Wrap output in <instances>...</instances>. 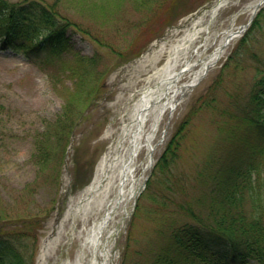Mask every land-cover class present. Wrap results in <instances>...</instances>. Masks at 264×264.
<instances>
[{
	"label": "rangeland",
	"instance_id": "obj_1",
	"mask_svg": "<svg viewBox=\"0 0 264 264\" xmlns=\"http://www.w3.org/2000/svg\"><path fill=\"white\" fill-rule=\"evenodd\" d=\"M40 1L55 5L61 20L72 24L71 49L53 59L0 48V209L4 208L0 215L10 216L5 223L8 230L20 220L41 218L35 264H41L46 242L49 250L42 264H93L85 230L104 211L88 219L79 215L65 219V213L93 180L104 153L117 142L128 116V98L154 84V72L170 52L151 65L141 66L138 60L146 50L170 49L185 35L194 34L190 52L205 40L214 45L229 25L237 29L249 20V5L255 0H226L214 15L203 10L189 22L203 5L212 6L217 0ZM261 9V27L249 46L239 47L246 29L176 109L164 113L153 140L152 165L144 170L148 150L145 146L139 151L133 173L135 180L139 178L133 182L139 196L127 203L131 213L116 236L113 264H132L157 247L168 224L177 219L175 201L195 193L196 171L213 146L222 143L220 113L244 103L258 77L256 66L264 53V2L256 14ZM185 22L182 28L175 27ZM187 116L190 121L170 180L159 174L148 191L146 178ZM122 210L123 204L111 228L124 215Z\"/></svg>",
	"mask_w": 264,
	"mask_h": 264
},
{
	"label": "trees",
	"instance_id": "obj_2",
	"mask_svg": "<svg viewBox=\"0 0 264 264\" xmlns=\"http://www.w3.org/2000/svg\"><path fill=\"white\" fill-rule=\"evenodd\" d=\"M262 10L239 47L249 46L261 27ZM70 25L61 20L55 5L0 0L3 50L61 59L71 49ZM258 62V77L246 101L220 113L222 143L213 146L196 171L195 193L175 201L178 216L168 224L163 240L132 264H264V53ZM189 121L187 116L168 141L147 182L148 191L159 174L170 180ZM37 149L46 151L40 145ZM9 218L0 215V264H35L41 218L20 220L8 230Z\"/></svg>",
	"mask_w": 264,
	"mask_h": 264
},
{
	"label": "bare ground",
	"instance_id": "obj_3",
	"mask_svg": "<svg viewBox=\"0 0 264 264\" xmlns=\"http://www.w3.org/2000/svg\"><path fill=\"white\" fill-rule=\"evenodd\" d=\"M263 1L255 0L249 5L251 15L256 13ZM222 6L223 4L212 6L211 13L214 15ZM200 14L189 20H196ZM243 32V24L237 29L229 25L222 35L217 37L214 45L205 40L198 49H192L191 52L188 51L191 45L188 43L194 40V34L185 35L180 42L171 45L170 49L165 47V50L162 46L153 53L146 50L138 60L142 61L141 66H144L160 61L166 51L170 52L165 64L154 72V84L144 86L128 98L130 102L125 107L128 116L123 121L117 142L104 153L93 180L71 202L65 213V219H75L77 215L88 219L91 215H99L104 211L103 215L85 230L86 244L93 254V264H113L116 236L121 233L125 219L131 213L127 203L137 196L139 190L133 184L139 179L135 180L133 176L139 151L145 146L148 150V158L142 163L141 169L144 170L151 165L153 140L164 113L176 109L181 100L187 97L209 69L222 58L227 46ZM182 53L186 55L179 56ZM119 98L121 99V96ZM121 204L124 215L115 227L111 228L110 223L117 217ZM48 250L49 243L46 242L40 254L41 264Z\"/></svg>",
	"mask_w": 264,
	"mask_h": 264
},
{
	"label": "water",
	"instance_id": "obj_4",
	"mask_svg": "<svg viewBox=\"0 0 264 264\" xmlns=\"http://www.w3.org/2000/svg\"><path fill=\"white\" fill-rule=\"evenodd\" d=\"M253 17H254V15H252L251 18L249 19V21L245 25H243V28H246L251 24Z\"/></svg>",
	"mask_w": 264,
	"mask_h": 264
}]
</instances>
